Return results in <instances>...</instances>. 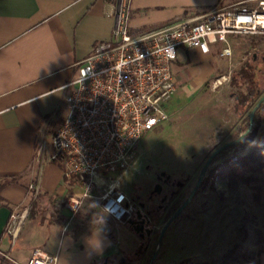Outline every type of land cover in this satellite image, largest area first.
Returning <instances> with one entry per match:
<instances>
[{
  "label": "crops",
  "instance_id": "obj_1",
  "mask_svg": "<svg viewBox=\"0 0 264 264\" xmlns=\"http://www.w3.org/2000/svg\"><path fill=\"white\" fill-rule=\"evenodd\" d=\"M225 1L228 6L237 0H0V264H24L38 249L58 254L59 264H99L117 253L109 227L80 229L83 220L76 218L87 204L71 215L66 201L75 194L74 184L65 166L51 160L70 84L80 63L112 41L121 6L130 31L142 33L195 20ZM222 48L217 43L203 54L180 47L172 65L176 93L190 80V55L207 57ZM14 213L24 218L11 233ZM260 256L264 264V252Z\"/></svg>",
  "mask_w": 264,
  "mask_h": 264
},
{
  "label": "rangeland",
  "instance_id": "obj_2",
  "mask_svg": "<svg viewBox=\"0 0 264 264\" xmlns=\"http://www.w3.org/2000/svg\"><path fill=\"white\" fill-rule=\"evenodd\" d=\"M240 1L247 0L236 2ZM226 2L229 1L221 5ZM230 41L234 49L231 58L222 57L219 49L207 57L190 55V80L179 85L175 98L165 105L169 119L145 134L127 169L105 175L101 173L104 181L99 183L98 196L119 179L120 188L141 206V203L148 202L149 191L154 189L158 182L156 175L161 171L187 180V190L192 191L210 155L221 145L238 139V131L245 123L244 117L252 110L237 104L240 90L238 73L244 64L254 63L253 56L258 59V95L253 104L258 102L264 96V35H231ZM192 49L195 48H188ZM211 69L217 70L216 74L211 75ZM217 75L228 79L214 87L211 82ZM262 131L260 143H264V127ZM245 146L246 150L250 149L249 145ZM260 176L264 187V174ZM74 189L76 194L75 185ZM187 190L185 187L179 197H173L165 205L162 218L156 224V236L148 248L145 247L141 264L149 262L154 255L156 258L152 264H177L181 261L184 264H202L219 261L227 254H231L229 261L233 264L246 263L244 255L251 257L253 264H259L260 255L264 252V197L263 202L257 204L253 200V189L247 184L229 186L216 174L200 187L187 208L168 227L160 243V232L167 218L176 211H173L172 204H181L186 199ZM151 199L156 204L162 203L160 198ZM85 203L87 206L81 208L76 218L78 222L83 220L80 229L86 225L92 232L100 223L104 224L114 237L112 251L118 249L111 257L126 256L129 262L135 260L140 240L128 228V223L107 217L101 211L99 200L86 199Z\"/></svg>",
  "mask_w": 264,
  "mask_h": 264
},
{
  "label": "built area",
  "instance_id": "obj_3",
  "mask_svg": "<svg viewBox=\"0 0 264 264\" xmlns=\"http://www.w3.org/2000/svg\"><path fill=\"white\" fill-rule=\"evenodd\" d=\"M127 20L121 6L112 41L98 45L80 63L51 155L52 161L65 166L66 177L77 187L78 192L66 201L72 216L86 199H99L103 213L123 224L136 217L138 204L120 188L119 179L98 196V177L127 169L145 134L169 119L165 105L177 91L171 65L179 48L209 54L212 45L222 43L220 55L231 58V35H264V0L236 2L195 20L142 33H132ZM227 79L216 77L211 84L217 87ZM23 218L11 215V233L20 229ZM58 263V254L38 249L24 264Z\"/></svg>",
  "mask_w": 264,
  "mask_h": 264
},
{
  "label": "trees",
  "instance_id": "obj_4",
  "mask_svg": "<svg viewBox=\"0 0 264 264\" xmlns=\"http://www.w3.org/2000/svg\"><path fill=\"white\" fill-rule=\"evenodd\" d=\"M257 60L258 59L253 56L252 61L254 63L244 64L238 73V77H240V84L238 85L240 86V90L236 97L237 104L242 107L244 106L245 108H250V110H253L257 105V102L253 104L255 97L258 95L257 85L259 79L257 75L260 68L256 62ZM234 81L235 83L237 82V80ZM252 110L244 117V126L238 131V138L241 134L246 133L242 141L237 145L228 146L215 156L207 170L201 186H204V184L207 183V181H209L214 174H216L222 180L227 181L229 186L239 183L247 184L253 189V200L257 204H261L264 197V187L261 183L260 176V174H264V143H260V139L263 133L262 129L264 127V102L256 110L254 124L248 131L250 128V114ZM257 138H259L258 142L254 143ZM245 145H249L250 149L246 150ZM60 219L63 224L67 221L65 217ZM262 242L264 244V237ZM230 257L231 254H227L219 261H206L202 264H233L229 261ZM244 257L246 258V263L244 264H253L251 262V257H246L245 255ZM177 264H184V261Z\"/></svg>",
  "mask_w": 264,
  "mask_h": 264
},
{
  "label": "flooded vegetation",
  "instance_id": "obj_5",
  "mask_svg": "<svg viewBox=\"0 0 264 264\" xmlns=\"http://www.w3.org/2000/svg\"><path fill=\"white\" fill-rule=\"evenodd\" d=\"M163 173H165V174H163ZM156 177H158L157 178L158 182L155 184V186L157 184L161 185L160 193L152 192V191H154V189L149 191L150 194H149L148 202L141 203V206L138 205L137 212L141 211V213H142L141 219H138L137 217H135L133 219L134 222L128 223V228L130 230H132L138 236V238L140 240V247H138L139 248L138 253L135 254V260H132L129 262L126 259L127 258L126 256H121V257H117V256L111 257L110 256L111 258L109 257L108 259H105L104 261H102L103 263H101V264H141L140 261L142 260V256L144 255L143 251L145 250V247H147V245H149L150 242L156 236V233H157L156 224L159 222L160 218H162V213L165 211V205L173 197H176V198L179 197L181 191L185 187H186V190L188 188V181L187 180L185 181V179L174 178L172 175L167 174L164 171H161L160 174L156 175ZM204 178H205V176H204ZM155 186H154V188H155ZM200 187H201V185H200ZM200 187H199V189H200ZM192 191H189V190L186 191L187 192L186 199L181 204L178 203V205H177L176 202H175V204L174 203L172 204L171 207H174L173 211L177 210L189 198ZM155 197L160 198L162 203L156 204L151 199V198H155ZM175 212H172L170 217ZM169 218H167V219H169ZM177 218H175V219H177ZM143 225H144V227H143ZM148 232H150V233H148ZM161 232H162V230H161ZM161 232H160L159 236H161ZM153 257L154 256H152L151 259H149V261H151ZM148 263L149 262H146V264H148Z\"/></svg>",
  "mask_w": 264,
  "mask_h": 264
},
{
  "label": "water",
  "instance_id": "obj_6",
  "mask_svg": "<svg viewBox=\"0 0 264 264\" xmlns=\"http://www.w3.org/2000/svg\"><path fill=\"white\" fill-rule=\"evenodd\" d=\"M263 102H264V96L262 97V98H260L259 100H258V102L256 103L257 105L254 107V109L252 110V112H251V114H250V128L248 129V131L251 129V127L253 126V124H254V116H255V112H256V110L263 104ZM246 135V133H244V134H241V136L238 138V139H236V140H233V141H229V142H227V143H225V144H223V145H221L220 147H218L211 155H210V157L208 158V160H207V162L205 163V165H204V167H203V169H202V171H201V174H200V176H199V179H198V182H197V184H196V186H195V188L194 189H192L193 191H192V193H191V195L189 196V198L176 210V212L168 219V221H167V223L165 224V226L163 227V229H162V232H161V236H160V243H161V241H162V238H163V236H164V232H166V230L168 229V227L171 225V223L175 220V218H177L185 209H186V207L189 205V203L192 201V199H193V197L196 195V193H197V191H198V189H199V187H200V185H201V183H202V181H203V178H204V176H205V174H206V172H207V170H208V168H209V166H210V164L212 163V160L215 158V156L216 155H218L221 151H223L224 149H226L228 146H233V145H237V144H239L241 141H242V139H243V137ZM163 174H165V173H163ZM160 191H161V185L160 184H157L156 186H155V188H154V191H152V192H154V193H160ZM136 217L138 218V219H141V217H142V213H141V211H138L137 212V214H136ZM132 222H134V220L133 219H131L128 223H132ZM143 227H144V225H143ZM148 233H150V232H148ZM155 256L156 255H154V257L152 258V260L151 261H149V263L148 264H152V262L154 261V259H155Z\"/></svg>",
  "mask_w": 264,
  "mask_h": 264
},
{
  "label": "clouds",
  "instance_id": "obj_7",
  "mask_svg": "<svg viewBox=\"0 0 264 264\" xmlns=\"http://www.w3.org/2000/svg\"><path fill=\"white\" fill-rule=\"evenodd\" d=\"M171 49V48H170ZM174 52H173V50L171 49V52H170V54H173Z\"/></svg>",
  "mask_w": 264,
  "mask_h": 264
}]
</instances>
